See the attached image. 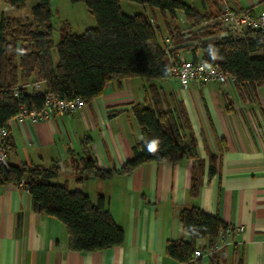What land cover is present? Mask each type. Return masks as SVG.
Here are the masks:
<instances>
[{
	"label": "crops",
	"instance_id": "1",
	"mask_svg": "<svg viewBox=\"0 0 264 264\" xmlns=\"http://www.w3.org/2000/svg\"><path fill=\"white\" fill-rule=\"evenodd\" d=\"M201 3L194 7L200 13H215L224 6L264 13V0ZM177 17L184 18L181 12ZM160 29L167 33L165 24ZM181 57L191 58L188 51ZM147 83L141 78L111 80L101 95L75 114L8 121L7 163L44 167L56 163L59 172L52 182L85 193L93 203L103 196L124 239L106 249L71 251L64 224L33 211L30 193L22 184L0 185V264H210L211 251L206 249L191 263L177 262L165 252L167 241L188 239L179 212L190 207L218 216L231 229L213 264H264V85L192 82L182 88L175 77L154 82L165 103H182L186 118L180 133L185 149L194 146L195 155L174 163L147 162L121 173L120 167L132 156V145L141 138L132 107L145 100ZM84 158L112 174L85 178ZM212 160L216 172L209 176ZM197 164L202 183L193 196L189 190ZM236 227L243 229L237 232ZM196 245L204 248L206 240Z\"/></svg>",
	"mask_w": 264,
	"mask_h": 264
},
{
	"label": "trees",
	"instance_id": "2",
	"mask_svg": "<svg viewBox=\"0 0 264 264\" xmlns=\"http://www.w3.org/2000/svg\"><path fill=\"white\" fill-rule=\"evenodd\" d=\"M3 1L19 9L26 0ZM73 1L85 4L96 25L80 34L71 33L67 25L63 27L55 45L56 64L51 54V0H37L30 18L1 15L0 126L8 129V121L19 113L20 105L27 110L40 109L47 93L68 99L80 97L87 105L101 95L111 80L141 78L148 82L144 88L146 98L132 107L141 138L132 145L131 158L119 169L129 173L147 162L174 163L195 155L194 146L185 149L180 133L186 118L182 103H165L161 89L154 84L172 77L169 67L179 61L183 51L190 53L187 60L200 58L206 65L217 64L235 78L238 86L264 85V29L246 30L240 37L221 35L223 28L207 24L221 10L200 13L183 0H126L148 9V14L128 15L121 10V0ZM154 11L164 19L165 35L154 22ZM178 12L183 19L177 17ZM166 39L170 40V47ZM35 82L40 87L32 92L27 85ZM16 88L17 98L13 96ZM5 147H11L9 135ZM213 161L208 166L209 176L216 172ZM82 164L85 178H108L113 172L100 169L91 159H82ZM200 171V164L193 165L189 190L193 196L198 195L202 183ZM58 172L56 163L49 167L7 163V167L0 165V185L22 184L30 193L33 211L64 224L71 251L85 253L120 245L124 232L113 219L104 197L98 196L93 203L85 193L52 182ZM179 220L188 239L167 241L166 254L177 262L191 263L197 259L192 257L196 250L202 254L206 249L211 251L213 264L219 233L228 226L218 216L197 207L182 208ZM200 239L206 240L204 248L196 245Z\"/></svg>",
	"mask_w": 264,
	"mask_h": 264
},
{
	"label": "built area",
	"instance_id": "3",
	"mask_svg": "<svg viewBox=\"0 0 264 264\" xmlns=\"http://www.w3.org/2000/svg\"><path fill=\"white\" fill-rule=\"evenodd\" d=\"M209 25H218L223 28L224 33L240 37L246 30L264 29V13H254L251 9L235 10L228 6L221 9L218 17L208 21ZM170 47V40L166 39ZM171 76L177 78L182 88L188 87L192 82L198 83H218L221 85L237 86L235 78L232 75L225 74L220 67L215 64L212 66L206 65L200 58L195 61L187 60L182 57L176 64H171L169 67ZM30 91L37 92L39 90V83L27 85ZM13 96L18 97L17 88L13 91ZM85 106L80 97L61 98L55 94L47 93L44 97V104L40 109L27 110L20 105V111L15 116L16 118L27 117L34 121L47 119L53 113L75 114ZM9 135L7 127L0 126V165L7 167V150L5 147L6 139ZM243 227H236L235 230L240 232ZM231 229L228 227L225 231L219 233V241L215 249L222 247L225 241L227 232ZM202 254L196 250L192 257L198 258Z\"/></svg>",
	"mask_w": 264,
	"mask_h": 264
},
{
	"label": "rangeland",
	"instance_id": "4",
	"mask_svg": "<svg viewBox=\"0 0 264 264\" xmlns=\"http://www.w3.org/2000/svg\"><path fill=\"white\" fill-rule=\"evenodd\" d=\"M190 6L199 7L202 5V0H183ZM37 0H26L24 5L19 9H14L0 0V17H31V9L36 4ZM206 2V0H205ZM121 10L128 14L147 13L148 9L142 5L126 0L120 1ZM51 18L50 24L52 26V39L54 47L51 49L52 59L54 64L57 62V52L55 45L61 38L62 28L67 25L69 31L74 34H80L85 29L94 27L96 25L95 19L89 12L83 2L73 0H51L50 3ZM155 24L163 29L164 19L158 11L155 12ZM167 18V17H165ZM173 77V76H172Z\"/></svg>",
	"mask_w": 264,
	"mask_h": 264
}]
</instances>
